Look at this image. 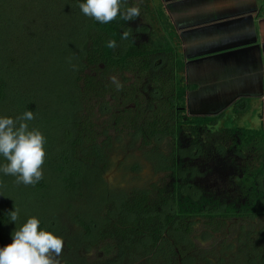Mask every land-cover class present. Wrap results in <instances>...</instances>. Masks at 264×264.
<instances>
[{
	"label": "trees",
	"instance_id": "obj_1",
	"mask_svg": "<svg viewBox=\"0 0 264 264\" xmlns=\"http://www.w3.org/2000/svg\"><path fill=\"white\" fill-rule=\"evenodd\" d=\"M45 1L28 0L27 9L22 0H0V117L15 119L33 111L29 130L44 132L43 167L58 175L53 183L58 180L65 194L73 192L78 178L85 185L83 162L98 157L109 134L134 133L144 149L170 142L169 153L158 154L162 181L128 194L97 225L79 222L88 245L106 259L91 264H124L131 253L145 258L168 234H176L183 245L198 222L207 233L219 234L232 220L264 216V128L223 129L215 141L227 112L188 114L187 96L195 87L187 81L181 37L162 0L153 11L160 30L151 24L149 2L127 0L128 7L140 8V17L125 21L117 16L101 24L80 11L78 4L86 0ZM15 4L21 11L13 17ZM129 29L132 34L122 39ZM110 40L116 41L115 49L106 47ZM40 66L75 69L65 68L62 83L46 78L27 88L24 75ZM113 76L122 89L112 83ZM242 103L231 112H239ZM98 116L105 119L99 122ZM49 130L54 133L46 134ZM250 149L255 159L246 155ZM7 163L0 155V167ZM42 171V180L21 192H50ZM8 177L0 173V190L13 188ZM12 211L14 206L0 203V234L18 228L10 220ZM40 229L54 232L42 222ZM255 247L249 264H264V233Z\"/></svg>",
	"mask_w": 264,
	"mask_h": 264
},
{
	"label": "rangeland",
	"instance_id": "obj_2",
	"mask_svg": "<svg viewBox=\"0 0 264 264\" xmlns=\"http://www.w3.org/2000/svg\"><path fill=\"white\" fill-rule=\"evenodd\" d=\"M22 1L23 4H28V0ZM40 1L46 2L45 0ZM138 1L149 2L147 5L152 9L151 24L154 29L160 30L161 25L153 14L154 9L159 5V0ZM14 3L16 2L14 1ZM28 6L27 9H31L29 4ZM20 11L19 4H15L10 9L11 16L15 17ZM29 68L31 71L27 72V75H24L22 79L24 83L28 84L27 88L45 82L46 78L47 82L48 80L55 81L58 84L67 81L68 72L65 68L73 69V67L46 66ZM63 68L65 70H62ZM31 72L36 76L38 74L39 78L30 77ZM51 104H53L52 101ZM56 110L64 112L61 108ZM224 117L226 121H221L218 127L220 131L215 136V141L219 139L223 129L232 127L259 128V120H254L250 116L245 120L237 121L228 120L229 114ZM104 119V116H98L99 122ZM52 133L54 131L49 130L46 134ZM109 135H111V139L106 148L101 147V150L97 152L98 157L83 162L82 175L88 178V182L83 185V183L81 184L82 180L78 178L75 181L77 186L72 193L65 194L58 180L53 183L52 178H56L58 175L53 176L46 166L42 169L49 178L50 192H35L34 194L21 192L26 186L16 184V177L11 175L8 180L13 182V188H10V192L6 189L0 190V203L2 205L8 203L19 209V219L15 222L18 224V228L29 218L36 217L46 227H52L54 231L52 234L64 240V249L59 257L60 264L65 262L91 264L106 260L102 254L88 245L86 232L79 222L97 225L128 194L145 190L151 184L159 183L165 178V175L157 170L160 161L158 154L169 153V140L155 142L151 148L144 149L141 147L139 137L134 133L128 132L119 138L112 134ZM210 139L212 140L214 137H210ZM246 155L251 160L256 156L252 154L251 149L246 152ZM256 164L259 162L257 161ZM16 230L17 228H9L0 234L2 240L0 248L13 242L12 234ZM261 233H264V216L249 221L232 220L229 222L228 228L219 234L207 233L203 223L198 222L194 234L190 239H186L183 245L177 242L176 234H168L153 254L143 258L131 253L127 256L124 264H249L256 257V241ZM3 234L9 240H6Z\"/></svg>",
	"mask_w": 264,
	"mask_h": 264
},
{
	"label": "crops",
	"instance_id": "obj_3",
	"mask_svg": "<svg viewBox=\"0 0 264 264\" xmlns=\"http://www.w3.org/2000/svg\"><path fill=\"white\" fill-rule=\"evenodd\" d=\"M162 2L181 37L187 81L195 87L187 96L188 114L227 112L230 121L250 116L259 120L255 130L264 128V0ZM239 101L243 107L231 114Z\"/></svg>",
	"mask_w": 264,
	"mask_h": 264
},
{
	"label": "clouds",
	"instance_id": "obj_4",
	"mask_svg": "<svg viewBox=\"0 0 264 264\" xmlns=\"http://www.w3.org/2000/svg\"><path fill=\"white\" fill-rule=\"evenodd\" d=\"M80 11L101 24H108L117 16L125 21L140 17V8L128 7L127 0H86L79 3ZM132 30L125 31L122 39L127 40ZM106 47L115 49V40ZM75 69V66H73ZM117 90L123 85L113 76ZM35 119L33 111H26L15 119L0 117V155L8 163L0 167V173L15 176L16 184L25 186L39 183L43 178L46 138L38 130H29V121ZM11 222L19 219V209L9 213ZM13 243L0 248V264H60L59 257L64 249V240L40 229V221L31 217L12 234Z\"/></svg>",
	"mask_w": 264,
	"mask_h": 264
}]
</instances>
